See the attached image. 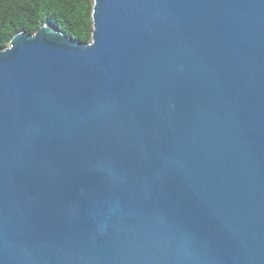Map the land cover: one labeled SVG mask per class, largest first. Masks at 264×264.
<instances>
[{
  "label": "water",
  "instance_id": "95a60500",
  "mask_svg": "<svg viewBox=\"0 0 264 264\" xmlns=\"http://www.w3.org/2000/svg\"><path fill=\"white\" fill-rule=\"evenodd\" d=\"M0 48V264H264V0H93Z\"/></svg>",
  "mask_w": 264,
  "mask_h": 264
},
{
  "label": "trees",
  "instance_id": "16d2710c",
  "mask_svg": "<svg viewBox=\"0 0 264 264\" xmlns=\"http://www.w3.org/2000/svg\"><path fill=\"white\" fill-rule=\"evenodd\" d=\"M93 0H0V48L19 32L34 34L50 24L67 37L89 43Z\"/></svg>",
  "mask_w": 264,
  "mask_h": 264
}]
</instances>
